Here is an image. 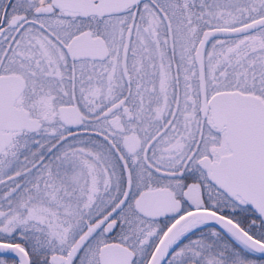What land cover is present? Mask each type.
Instances as JSON below:
<instances>
[{
    "label": "snow or ice",
    "instance_id": "snow-or-ice-1",
    "mask_svg": "<svg viewBox=\"0 0 264 264\" xmlns=\"http://www.w3.org/2000/svg\"><path fill=\"white\" fill-rule=\"evenodd\" d=\"M0 264H264V0H0Z\"/></svg>",
    "mask_w": 264,
    "mask_h": 264
}]
</instances>
